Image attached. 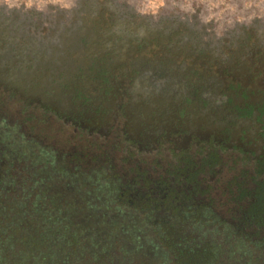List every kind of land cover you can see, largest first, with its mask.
Returning a JSON list of instances; mask_svg holds the SVG:
<instances>
[{
  "label": "flooded vegetation",
  "instance_id": "af4514ba",
  "mask_svg": "<svg viewBox=\"0 0 264 264\" xmlns=\"http://www.w3.org/2000/svg\"><path fill=\"white\" fill-rule=\"evenodd\" d=\"M100 24L95 36L41 48L20 23L0 21V173L30 160L51 171L48 152L56 174L71 178L40 191L54 216L98 227L111 218L120 229L140 200L160 225L186 219L264 240V46L241 38L223 58L195 51L190 37L164 23ZM49 127L67 140L49 139ZM20 173L7 175L19 181ZM78 178L81 189H106L99 211L69 186ZM109 195L129 210H113Z\"/></svg>",
  "mask_w": 264,
  "mask_h": 264
},
{
  "label": "rangeland",
  "instance_id": "374dc122",
  "mask_svg": "<svg viewBox=\"0 0 264 264\" xmlns=\"http://www.w3.org/2000/svg\"><path fill=\"white\" fill-rule=\"evenodd\" d=\"M52 1L55 4L67 3L65 0ZM115 1L119 4L131 6L132 9H135L134 13H132L135 15H133L135 19H142L149 26L161 23L165 24L167 20L177 21L178 26H176L181 28V35L190 37L189 41L195 47V51L197 49L201 53V49H205L204 47L207 46L221 57H225V54L231 50L228 47L232 43L240 40L241 26L238 20L237 22L233 20L237 17V14H240L238 12L242 10L244 12L249 7H256L254 9L260 10L261 16L259 17L264 22V0H217L214 3L217 4V8L224 7V11L220 10L217 17L211 14L210 7L206 8L207 13L204 12L203 17L197 16L195 14V0ZM221 12H225V14L223 15ZM192 14L195 16L193 19ZM204 25L208 27L204 28ZM199 26L204 29V33L201 35L199 34ZM39 45L44 48L46 46L42 42ZM48 129L50 130V132H47L49 139L55 137L63 141L67 140L69 134L66 132L55 130L52 127ZM15 167L22 171L20 173L21 178L18 179L19 181L16 180L8 186L6 182L2 183L1 186L7 189L2 191L5 196L20 197L21 195H26V189L35 180L36 184L33 191H31L32 196L26 199L29 204L35 202V199H37L35 195L43 187L45 188L48 185L54 186L55 184L63 185L69 182L70 179L60 174L52 173L48 175L49 171L47 169H38L30 163L29 166L25 167L21 162H17L16 165H7L3 173L7 175L10 169ZM42 174H46V176ZM75 185L73 186L76 191L84 190L86 193H90V196H88L90 201L87 204L94 212L100 210L101 200L103 202L109 199L104 194L106 189L99 183L92 188L83 187L82 189L81 185ZM58 192V189L56 191L53 190L54 195ZM109 197L112 198L110 195ZM130 206V214H134L137 219L132 216L133 220L127 221L130 222V225L124 224L125 231L127 232L122 236V239L114 236L118 227L112 228L115 224L119 225V221L115 223L106 220L103 226L99 225L98 227L96 221L94 223L92 221L93 225H90L89 222L85 224L82 220L74 219L72 226L76 227L78 231H80L79 229L84 230V232L86 231L84 233L86 235L92 234L95 229H99V234L97 233L98 236L96 235V237H99L100 240L103 239L105 243H110L112 248L108 247L106 250H100V246H106L104 242L91 244L88 241L78 254L79 259L78 257L77 259L78 261L81 260L80 264H124V261L125 264H264V240L254 242L242 236H227L207 223H196L186 219H178L169 226L160 225V220L154 217L149 204L140 200H133ZM34 209L35 207L27 210L26 214H20L19 210L13 206L12 210L0 213V246L9 244L7 243L9 241V233L2 234V230H5L7 227L13 230L18 226H23L24 223L30 224L29 221L31 220L33 223L38 222L37 226L43 229L45 224L42 222V219H39L42 215L36 214L33 211ZM262 216L264 217V214ZM125 220L123 219L122 222ZM136 220L140 223L138 228L136 227L137 222H134ZM87 225L90 226L88 227ZM139 232H142V234H139ZM45 235L47 236V243L51 244L53 250L51 255L56 258L54 253L56 254L57 247L62 245V241L61 239L58 240L56 234L53 232L45 233ZM93 245H98L99 249H95ZM45 246L46 244L43 241L38 248L41 250ZM7 253L11 254V250L9 249Z\"/></svg>",
  "mask_w": 264,
  "mask_h": 264
},
{
  "label": "trees",
  "instance_id": "16d2710c",
  "mask_svg": "<svg viewBox=\"0 0 264 264\" xmlns=\"http://www.w3.org/2000/svg\"><path fill=\"white\" fill-rule=\"evenodd\" d=\"M65 1L67 2L66 4H55L52 0H0V21L9 22L11 28L14 27V23H18V25L20 23L21 27H19L21 29H19V31L22 33V36L35 39L38 45L42 42L47 46L55 44V40L60 37L67 39L68 37L77 36H95V30H97L99 25L101 26L100 23L102 21L107 22L110 20L118 23H135L141 26H148L151 30L157 29L159 25L155 24L149 26L144 23L142 19H135V15L132 14L135 9H132L129 5L116 3L115 0ZM215 1L217 0H195L194 4L196 13H194L197 16L203 17L204 12H206V8L210 7L209 10H211V14L217 17L220 10L224 11V7L217 8V4H214ZM254 8L249 7L244 10V12L243 10L238 12L240 14H237V17L233 20L236 22L238 20V23L241 26V34H239V36H241L240 39L244 38V41H246L249 45H252L253 43H260L261 46H264V22L263 19L261 20L259 17L261 16L260 10L258 11V9ZM221 14L224 15L225 12H221ZM192 15V19L195 18L194 14ZM176 22L177 21L174 22L167 20L165 21V24H167L166 26H168L171 31H176L177 33L179 32L178 34L181 35L182 30L177 27L178 25ZM199 27V34L201 35L204 33V29H202L201 26ZM205 27L208 26L204 25V28ZM232 45L233 43L231 46ZM204 48L205 49H201V53H204L205 51H212L207 46ZM56 50L58 49L55 48L53 52L55 53ZM38 51L44 52L43 49H38ZM70 51L71 48H69L66 52ZM196 51L199 52L197 49ZM63 57L64 60L68 62L67 64L72 62L71 58H68L67 56ZM43 155L51 156L52 158L51 171L47 174L50 175L52 173H58L55 169L56 166H54L56 158L48 152H44ZM31 158L33 159V157H30L28 154H25L24 156V160L26 159L25 161H29ZM29 163L33 166L31 160ZM64 175L66 176V173ZM16 180L17 177L15 176H5L0 173V213L2 214L6 211L12 210L13 206H15L19 210L20 214H24L27 210L35 207L33 211H35L36 214L42 215L39 219H42V222L45 225L43 229H41L37 226L38 222L33 223V221L30 220V224L24 223L23 226H18L13 230L10 229V227L2 230V234L9 233V241H7L9 244H3L0 246V264H80L81 260L78 261V254L81 252V249L85 247L86 242L89 241L91 244L104 242L103 239L100 240V238H97L93 233L87 235L80 233L76 227L72 226L71 220L68 219L69 216L62 217L60 213L59 216H54L52 213H54L55 207H48V203L46 202L43 193H37L35 195L37 198L35 199V202L29 204L26 199L32 196L31 191H33L34 185L36 184L35 180L32 182L31 186H28L26 189V195L24 194L20 197L5 196L2 190H5L6 188L1 186L2 183L6 182V185L8 186L13 184ZM75 184H79L81 185L80 187H82L81 178L72 180V183L69 186H73ZM86 195L90 196V193L87 192ZM114 199H111V203L114 205L113 210L121 212V215L129 210H124V207H128L129 205L127 202L115 197ZM117 202H120L119 205L122 206L120 207L117 205ZM124 222L127 221L125 220ZM120 226V229H117V232L120 235L127 232L125 231V226ZM48 232H53L56 234V238H58V240L61 239L62 241V245L57 247V256L54 253L56 258L51 255L53 251L51 244L49 242L47 243V236L45 233L47 234ZM43 241L46 246L40 250L38 247ZM105 244L106 246L104 247L100 246V250H106L108 247L112 249L110 243L104 242V245ZM93 246L95 249H99L98 245ZM9 249L11 250V254L7 253Z\"/></svg>",
  "mask_w": 264,
  "mask_h": 264
}]
</instances>
